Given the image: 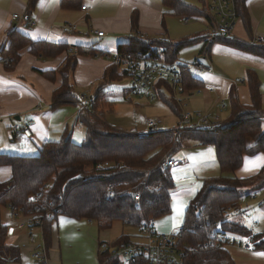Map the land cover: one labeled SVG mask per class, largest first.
Instances as JSON below:
<instances>
[{
	"label": "crops",
	"instance_id": "0c3cea01",
	"mask_svg": "<svg viewBox=\"0 0 264 264\" xmlns=\"http://www.w3.org/2000/svg\"><path fill=\"white\" fill-rule=\"evenodd\" d=\"M181 1L190 4L193 0ZM28 2L0 0V48L7 44L8 30L16 28L33 41L65 43L70 49L55 57L43 58L31 54L26 47L20 51V58L12 69H5L0 62V153L31 155L32 152H38L44 142L56 141L65 131L68 133L69 104L51 108L52 92L61 84V76L57 73L54 80L50 81L40 74L41 71L59 67L67 54L74 53L77 46L92 47L102 52L78 55L70 74V83L77 96L88 95L111 64L106 56L134 34L172 42L194 39L179 50L189 47L186 51L192 55L188 58L185 56L184 60L178 59L176 55V62L188 64L191 76L200 83L199 88L180 93L184 112H203L217 117L218 123L223 122L230 113L229 92L232 87L240 104L252 105L248 82L250 75L257 83L264 115V56L250 50L264 46V0H244L243 15L246 17L243 18L238 12L232 35L228 37H220L213 32L212 25L204 17L176 15L164 0H68L64 7L61 6L62 0H36L26 16ZM14 14L19 17L13 18ZM182 16L188 17V20L178 24ZM192 19H201V25L187 24ZM97 30L104 34L97 35ZM258 37L260 41L256 40ZM91 85L93 88L88 93L75 90ZM170 93L167 92L168 95ZM190 101H196L198 108L185 110L184 106H188ZM71 104L76 106L74 125L79 124L84 128L82 122L77 120L78 102ZM178 120L176 116L174 125L168 129L175 128ZM121 122L114 126L124 128ZM15 126L30 128L31 135L27 137L17 131L13 138H9L7 131ZM262 127L264 129V121ZM145 128L148 130L141 133L150 131L147 124ZM125 129L133 130L128 126ZM69 134L71 137L72 130ZM181 144L171 157L179 160V164L169 170L174 183L170 191V211L153 220L157 235L180 228L185 210L204 180L220 174L212 144H201L189 138L183 139ZM263 166L264 151L254 155L244 154L241 165L231 175L250 179ZM10 176L11 168L0 165V182L7 181ZM257 182L246 181L240 206L228 209L226 216L227 221L239 223L253 235L264 233V183L254 189ZM0 212L1 222L7 227L6 244L19 248V258L6 264H98L99 244H106L126 234V226L120 221L99 230L96 223L87 218L59 215L52 224L51 238L47 244L41 226L33 225L31 217H13L7 207H1ZM135 229L137 237L132 235L131 241H144L145 237ZM225 234L236 241L225 245L235 264H264V248L254 247L255 242L250 248H245L240 243L247 239L246 236L231 231ZM35 249L45 254L44 263L33 258Z\"/></svg>",
	"mask_w": 264,
	"mask_h": 264
},
{
	"label": "trees",
	"instance_id": "16d2710c",
	"mask_svg": "<svg viewBox=\"0 0 264 264\" xmlns=\"http://www.w3.org/2000/svg\"><path fill=\"white\" fill-rule=\"evenodd\" d=\"M35 2L29 0L26 16ZM164 2L178 16H201L209 24L212 23L202 8L181 0ZM67 4L68 0H62V7ZM243 5L244 0H236L237 14L239 12L244 18ZM132 22L134 24V19ZM245 25L248 26L247 20ZM193 40L172 42L134 34L126 42L120 43L117 50L132 56H157L162 49L165 60L176 62L177 52ZM26 47L31 54L43 58H52L70 49L65 43L33 41L16 28H11L7 32V44L0 48L1 63L5 69L15 66L20 51ZM250 50L264 56V46ZM96 54L102 52L92 47L77 46L74 53L67 54L59 67L40 72L50 81L57 73L62 79L59 87L52 92L51 108L78 102L70 83V74L78 55ZM179 65L183 92L199 88L200 83L191 76L189 66ZM124 76L127 77L126 73L111 62L95 89L88 94L92 99L86 101L77 114V120L84 126V137L80 143L74 142L65 131L60 139L44 142L35 156L0 153V165L11 168L10 178L0 182V210L7 207L11 216L20 214L31 217L33 225L41 226L47 244L50 242L52 224L59 215L87 218L95 222L99 230L120 221L124 226L141 231L150 220L169 213L170 191L174 183L170 167L162 166L161 161L164 157L171 158L182 146L181 141L189 138L214 146L220 174L204 180L185 210L177 238V246L182 252L180 264H235L225 248V240L231 239L225 234L228 231L252 236L254 247L264 248V233L253 235L239 223L226 220L228 209L240 206L246 181L257 180L254 189L264 183V166L250 179L231 175L241 165L244 154L254 155L264 151V115L254 77L248 76L252 105L240 104L232 87L229 92L230 113L223 122L211 128L183 129L176 140L174 128L139 133L112 126L105 121L99 110L100 105L110 110L113 106L108 100L107 86ZM150 90L176 116H180L181 108L167 94L170 93L167 82L158 81L150 86ZM104 162L108 165L96 167ZM212 233L224 235L225 240L215 239ZM6 236L7 227L0 217V264L19 258V248L7 245ZM128 242H131L128 234H121L106 244L101 242L98 264H117V259L110 257L109 249Z\"/></svg>",
	"mask_w": 264,
	"mask_h": 264
},
{
	"label": "built area",
	"instance_id": "2783aa9c",
	"mask_svg": "<svg viewBox=\"0 0 264 264\" xmlns=\"http://www.w3.org/2000/svg\"><path fill=\"white\" fill-rule=\"evenodd\" d=\"M202 9L209 19H211L212 30L220 37L232 35L233 27L238 19L236 0H202ZM17 14L13 18H18ZM181 19L186 22L188 17L182 16ZM72 26L71 28H73ZM97 35H103L101 30L96 31ZM256 40L260 41L258 37ZM111 62H114L123 70L130 79V85L133 90L138 92L150 87L158 81H166L174 90L175 95L183 92L181 77L179 72V63L170 62L164 59L163 50H159L157 56H145L136 54L134 56L116 50L106 56ZM1 62V56H0ZM188 65V64H187ZM199 65V64H198ZM189 66V65H188ZM153 97V95H151ZM90 96L80 94L78 96L79 108L84 107V103L89 101ZM218 124L217 117H211L208 114L195 113L189 114L182 112L180 120L175 129V139H179V133L186 128H211ZM147 126L150 130L156 127L155 120H148ZM19 131L24 136L29 137L31 130L28 127H13L7 133L9 138H13L14 132ZM179 164V160L164 157L161 165L172 167ZM108 165L107 162L98 163L97 168ZM15 215L13 217H17ZM32 220V218H30ZM32 222V221H31ZM177 230L164 235H157L153 228V220L147 222L141 229L140 234L145 237L144 241H131L118 247L109 249L110 257L117 259V264H160L162 262L170 264H180L182 252L177 246ZM215 239L225 240V236H216L211 234ZM226 245L233 243L234 240L226 239ZM253 237H247L240 244L245 248H250L254 243ZM33 258L46 261L45 254L38 249L32 253Z\"/></svg>",
	"mask_w": 264,
	"mask_h": 264
},
{
	"label": "rangeland",
	"instance_id": "374dc122",
	"mask_svg": "<svg viewBox=\"0 0 264 264\" xmlns=\"http://www.w3.org/2000/svg\"><path fill=\"white\" fill-rule=\"evenodd\" d=\"M189 3L198 8H201L203 4L202 0H193L192 2H189ZM181 21H179L180 23L179 22L177 23L184 24L183 23L184 21L182 19ZM201 21H202L201 19L197 21L192 19V20H189L187 24L201 25ZM188 49L189 47L183 49V51H179L180 55L178 53L177 58L184 60L185 56L186 58H188V56L192 55L190 51H186ZM169 87H170V92H171L170 97H172L175 100V103L177 104V106L181 108V114H182V112L184 111L181 107L182 105L180 102V96H179L180 94L177 93L175 95L176 93L175 90L170 85ZM92 88L93 86L91 85L85 88H76L75 90L76 92L88 93L92 90ZM106 91L109 92L108 100L112 102V105H113L112 109L110 110L108 109L107 106L100 105L99 110L102 111L105 121L112 126L118 125V123L122 121L121 126L124 127L122 129L127 130L125 129V127L128 126L129 128L133 130L135 129L137 132L141 133L147 129L145 127H146L148 120L156 121V127L154 128V130H165V129L170 128L175 123L176 115L159 98H157L154 95V93H152V91L150 90V87L142 89L139 92L136 89L133 90L130 85V79L124 76L123 78L116 80L112 84L108 85ZM151 95H153V97H151ZM67 108H69L68 133H70V131L72 130L71 138L73 139L74 142L80 143L83 140L82 137L84 134V128L81 127L79 124L74 125L76 106L74 104H69V107ZM186 108L196 109L198 108V104L196 101H190L188 103V106L186 107L184 106L185 110ZM198 113H201V112H198ZM181 114L179 116V120H180ZM202 114L204 113L202 112ZM118 128H121V127H118ZM37 154L38 152H32L30 156H35ZM246 220L248 221V219ZM134 229L133 227L126 226L124 233L131 234L130 235L131 237L132 235L136 236L137 231L136 229L135 230Z\"/></svg>",
	"mask_w": 264,
	"mask_h": 264
}]
</instances>
